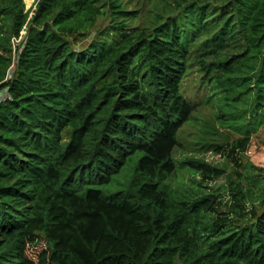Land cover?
Masks as SVG:
<instances>
[{"label": "trees", "instance_id": "obj_1", "mask_svg": "<svg viewBox=\"0 0 264 264\" xmlns=\"http://www.w3.org/2000/svg\"><path fill=\"white\" fill-rule=\"evenodd\" d=\"M158 1L140 13L123 0H0V264H264V192L249 214L231 192V217L211 194L170 183L191 68L228 109L216 119L245 120L227 158L264 125V0ZM131 155L125 191L104 196L95 186Z\"/></svg>", "mask_w": 264, "mask_h": 264}, {"label": "rangeland", "instance_id": "obj_2", "mask_svg": "<svg viewBox=\"0 0 264 264\" xmlns=\"http://www.w3.org/2000/svg\"><path fill=\"white\" fill-rule=\"evenodd\" d=\"M123 1L126 10H136L140 13L148 9L152 10L155 4L160 5L158 0ZM23 2L25 10H27L35 0H23ZM141 16L138 14L134 24H139L144 20ZM103 25L104 22L99 20L97 26L101 27ZM12 56L14 55L11 51L9 52V65ZM200 78L201 75L196 71V68H191L182 84V94L193 105V111L191 117L177 133L178 144L172 152L177 170L170 179L171 186L180 191L211 194L214 197L213 205L220 207L227 213H229L227 206L232 204L233 201L231 192L236 193L240 188L249 198V201L243 207L244 212L249 214L251 207L258 204L257 196L264 192V125L251 131L248 135L249 142L244 144L242 148H236L235 153L227 158L228 146L236 140L245 138L238 129L234 128L242 122L244 123L245 120L240 115L238 117L234 116L231 120L226 117L216 119L217 115L221 116L228 109L226 107L220 109L217 106L216 96L207 99L212 91L210 88L203 87ZM218 145L220 147L216 150L215 148ZM185 158L200 160L211 168L221 169L223 173L218 176L209 173L208 177L203 178L200 171L192 172L187 166L180 165ZM137 159V155H131L126 164L118 172L111 175L108 183L96 185L95 187L104 196L118 191H125L130 179L135 174ZM230 182L237 184L234 191H231L228 187ZM229 216L232 217L230 213ZM45 248L46 244L40 237V241L30 247L27 254L36 261L37 253Z\"/></svg>", "mask_w": 264, "mask_h": 264}, {"label": "built area", "instance_id": "obj_3", "mask_svg": "<svg viewBox=\"0 0 264 264\" xmlns=\"http://www.w3.org/2000/svg\"><path fill=\"white\" fill-rule=\"evenodd\" d=\"M25 34V29L23 27V29L20 31L18 37H12L11 38V43L10 46L12 48V53L14 56H12V60H11V64L8 66L6 73H5V77L4 80L1 82H6L8 80L11 79L12 77V73H14L15 70V63H16V59H17V51H19L22 48V39L24 37ZM14 67V68H13ZM13 68L12 71H10ZM7 96V87L4 86L0 89V102Z\"/></svg>", "mask_w": 264, "mask_h": 264}]
</instances>
